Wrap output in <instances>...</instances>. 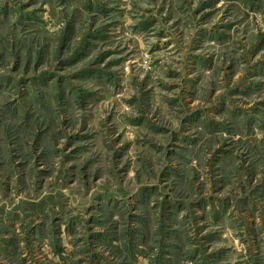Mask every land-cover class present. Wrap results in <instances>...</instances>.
Masks as SVG:
<instances>
[{
    "label": "rangeland",
    "instance_id": "obj_1",
    "mask_svg": "<svg viewBox=\"0 0 264 264\" xmlns=\"http://www.w3.org/2000/svg\"><path fill=\"white\" fill-rule=\"evenodd\" d=\"M0 264H264V0H0Z\"/></svg>",
    "mask_w": 264,
    "mask_h": 264
}]
</instances>
